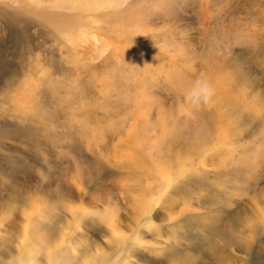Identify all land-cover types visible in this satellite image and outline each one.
Instances as JSON below:
<instances>
[{
  "label": "rangeland",
  "instance_id": "374dc122",
  "mask_svg": "<svg viewBox=\"0 0 264 264\" xmlns=\"http://www.w3.org/2000/svg\"><path fill=\"white\" fill-rule=\"evenodd\" d=\"M53 1L0 0V263L264 264V0Z\"/></svg>",
  "mask_w": 264,
  "mask_h": 264
},
{
  "label": "bare ground",
  "instance_id": "6f19581e",
  "mask_svg": "<svg viewBox=\"0 0 264 264\" xmlns=\"http://www.w3.org/2000/svg\"><path fill=\"white\" fill-rule=\"evenodd\" d=\"M73 1H76L77 2V0H73ZM71 2V1H68V0H54L53 1V4L51 5L52 7H54V8H59V5H58V2L60 3V8H64V9H72V8H75V6L77 7L78 6V3H76V2ZM95 6H96V8H101V6L103 5V3L102 2H99V0H96V4H94ZM86 33V32H85ZM74 34V33H73ZM71 37H67L66 39L67 40H69ZM66 41V40H65ZM157 174V173H156ZM179 174V173H178ZM158 182V181H157ZM162 187V186H161ZM145 192V191H144ZM137 204H138V202H137ZM138 212V211H137ZM140 233V232H139ZM234 242V241H233ZM46 244V243H45ZM247 244V243H246ZM245 244V245H246ZM249 245V244H248ZM105 247V249H106V251L107 252H109V253H111V258H113L114 257V255L120 250V249H122V248H120L117 244H115V243H111V244H107V245H105L104 246ZM21 249H22V247H20ZM243 248H245V247H243ZM246 248H247V246H246ZM99 249V248H98ZM105 251V252H106ZM127 251H130V248H128V247H126V248H124L123 249V254H122V256L118 259V260H116L115 261V264H123L124 262H125V260H130V257H129V255L127 254L128 252ZM248 251V250H247ZM113 256V257H112ZM9 262H7V264H39V262H41V261H37V263H35L34 261H33V259L32 260H30V259H27V256L26 255H19V256H16V255H12V254H10L9 255ZM139 259V258H138ZM59 260H60V258H59ZM58 260V261H59ZM141 260V259H140ZM36 261V260H35ZM54 262H55V260H54V258H52L49 262H47V263H42V264H54ZM60 263V262H59ZM0 264H3V263H0ZM129 264H135V261L133 262V261H129Z\"/></svg>",
  "mask_w": 264,
  "mask_h": 264
},
{
  "label": "clouds",
  "instance_id": "9594fccd",
  "mask_svg": "<svg viewBox=\"0 0 264 264\" xmlns=\"http://www.w3.org/2000/svg\"><path fill=\"white\" fill-rule=\"evenodd\" d=\"M213 89L206 81H197L195 88L192 90L190 99L194 101L195 106L199 107L200 103L208 104L213 96Z\"/></svg>",
  "mask_w": 264,
  "mask_h": 264
}]
</instances>
